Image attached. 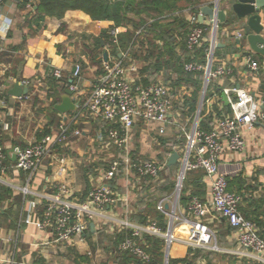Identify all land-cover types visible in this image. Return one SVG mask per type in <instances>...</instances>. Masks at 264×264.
<instances>
[{"label": "built area", "instance_id": "1", "mask_svg": "<svg viewBox=\"0 0 264 264\" xmlns=\"http://www.w3.org/2000/svg\"><path fill=\"white\" fill-rule=\"evenodd\" d=\"M8 2L12 5L15 1L0 0V17L4 15ZM260 16L264 25V9ZM195 22L193 19L186 38L191 59L184 61L183 69L190 74L189 79L200 78L203 84L199 106L184 118L195 85L179 80L180 75L175 72L167 78L165 68L159 70L155 81L144 84L148 75L142 74L132 49L138 43V37L127 51H119L120 57L113 56V52L108 53L107 58L103 55L99 74L86 96L79 97V110L74 118L86 117L101 125L92 148L104 156L100 158L104 164L91 170V186L82 201L73 202L71 189L63 182L54 185L56 194L50 197L36 194L30 187L33 178L45 167V161L68 145L72 131L80 135V130H72L68 122H62L58 132L45 134L26 145L15 146L13 153L7 152L0 138V183H6L3 176L9 172H24L26 183L20 189L31 198V207L41 210L36 218H28L27 223L50 230L55 242H70L85 232L91 221L106 207L117 204L115 183L119 178L125 179L127 188H136L138 183L146 184L148 179L160 181L173 152L160 161L147 157L139 146L141 135L154 131L158 147L163 146L161 138L171 134L168 139L174 140L172 148L180 154L175 188L172 193L160 196L156 205V209L164 215L165 226L157 219L137 224L113 219V230L123 236L116 245V252L133 255L144 264H150L153 254L149 251L147 237H154L163 242L164 264H171L173 260L176 261L174 264H207L201 255L194 261L196 250L212 254L237 253L221 245L218 232L211 225L213 218L222 217L232 227L238 248L251 254L249 263L264 264V237L255 223L241 212L243 195L230 190L228 175L221 170V160L226 152L242 153L246 150L245 131L264 123V101H259L244 87L221 88L230 103V112L221 115L212 128L203 126L202 110L205 111L219 99L216 92L208 96L212 83L217 79L226 80L234 74V68L230 62L219 63L217 60L222 35L219 20L213 18L209 22ZM125 31L126 27H112L108 34L118 45L120 34ZM141 32L142 29L138 30L137 35ZM244 35L240 32L236 37L241 39ZM203 47L204 56H199L198 51ZM246 64L253 71L262 67L260 61L250 54ZM82 72L83 65L77 62L73 73L76 82L70 86L71 91L80 89ZM53 75L60 79L62 69L56 68ZM18 82L29 88V93L16 97L18 99H32L43 92L42 88H47L41 78L23 77ZM231 93H235L236 97L232 98ZM5 95V84L0 83V109L8 104ZM13 154L17 159L11 162L9 157ZM59 159L62 163L66 162L65 157ZM198 170L205 172L208 195L206 198L189 196L184 204L185 181L191 172ZM175 245H181L185 250L176 252Z\"/></svg>", "mask_w": 264, "mask_h": 264}, {"label": "crops", "instance_id": "2", "mask_svg": "<svg viewBox=\"0 0 264 264\" xmlns=\"http://www.w3.org/2000/svg\"><path fill=\"white\" fill-rule=\"evenodd\" d=\"M196 1L199 3L193 5L192 2ZM221 1H224L221 3V6H224L226 0ZM188 2V6L178 7L177 1H174L177 9L175 14L183 12L186 20L192 22L195 19L201 23L197 18L200 8L205 5L212 6L215 0H188ZM17 3L14 2L11 5L8 2L4 15L0 17V83L5 84V96L8 102L6 107L0 109V138L7 152L13 153L15 146L29 144L45 135L43 133L46 132L44 129L46 126L52 129V133L58 132L59 129L54 128L52 122L51 108L58 111L56 106L63 101L64 96L67 95L66 91L70 90V86L76 82L73 76L75 65L81 62L83 72L79 81L80 89L77 92L70 90L71 100L76 109L67 113L58 111L57 116L62 122H68L72 130H80L81 134L77 135L72 131L68 145L45 161V167L39 170L30 185L36 194L50 197L56 194L54 188L56 183H66L73 194L72 201L79 202L86 198L90 189L91 170L104 164V161L100 160L104 156L94 152L92 148L101 125L86 117L80 116L77 120L74 118L79 110V97H85L89 92L102 65V61L98 60L103 54L102 49L98 47L97 56L93 57V53L86 45L96 46L95 39L100 37L105 25L101 21L92 20L80 9L68 10L62 18L46 17L42 21H37V10L33 5L23 8ZM35 3L37 0H34ZM209 21L208 17L203 22ZM243 24L244 21L237 18L232 11H228L227 22L221 23L220 44L222 47L217 50V60L219 63L233 64L234 74L226 80L217 79L212 83L208 96L216 92L219 99L217 103L205 108L203 114L205 128H212L221 115L230 112V103L225 94L220 91L221 88L244 87L255 94L259 101L264 100V56L251 50L246 35L240 39L241 42L237 41L236 35L240 32L245 34ZM62 25L64 29L61 31ZM126 28L135 30L132 24ZM137 31L136 37L141 36L137 35ZM177 38L180 41L178 35ZM140 39H137L138 43L132 48L133 52L141 48L139 47ZM145 42L146 45L142 47L144 51L150 46L149 42ZM155 42L163 44L161 40H155ZM130 47L131 43L125 47H119L116 56L120 57V53L127 51ZM104 50V54L113 52L110 47ZM178 51L180 53V48ZM248 52L250 56L260 61L262 67L259 71H253L246 66ZM140 67L142 71L141 63ZM56 68L62 69L63 75L60 79H56L53 75ZM145 73L148 75L150 71H142L143 75ZM23 77L41 78L47 88H42L43 92L32 99H18L10 95L9 89ZM147 78L150 80L152 77ZM199 79H188L189 83L195 85V92L191 97L197 94V101L193 104H190L191 101L188 103L187 114L183 115V118L193 113L199 106L200 95L198 94L203 84V81L196 83ZM230 96L234 98L236 94L231 93ZM215 105L218 107L217 110ZM216 111L220 113L217 114ZM171 136L168 134L164 138ZM245 137L246 150L242 153L226 152L221 160V170L228 175L230 190L243 195L241 212L244 215H251L259 233L264 237V123H258L253 130L245 131ZM152 141L155 143L154 140ZM156 147L159 152L155 155L154 150H149L152 154L150 158L164 161V146ZM12 156L9 157L11 162H13ZM61 157L66 158L65 163L60 161ZM63 166L66 168L63 169ZM204 175L203 170L193 171L188 181L189 186L195 188L194 182L202 181L205 188L204 198H206L208 188ZM163 177L160 181L148 179L146 184L138 183L136 188H127L124 185L125 179L119 178L115 183L118 194L117 204L106 207L101 215L91 221L95 224L94 229L90 224L85 232L75 236L70 242L61 243L54 241V234L50 230L41 229L32 222H26L28 218L31 220L36 218L41 210L31 207L29 202L31 198L20 189L25 186L26 174L24 172L7 173L3 176L6 183L0 184L12 189V194L0 199V264H120L119 254L114 246L118 234L113 230V219L128 220L136 224L148 219H157L155 215L159 212L156 209L159 197L155 199V194H157L156 188L162 185ZM141 217L144 218L142 222ZM211 225L216 228L218 237L226 231L225 228L229 227L227 220L222 217L213 218ZM230 231L224 236V243L221 245L238 253L229 254L237 258V264H248L252 258L251 254L238 248L233 229ZM184 250L181 245L174 246L176 252ZM162 252L164 253L163 242Z\"/></svg>", "mask_w": 264, "mask_h": 264}, {"label": "trees", "instance_id": "3", "mask_svg": "<svg viewBox=\"0 0 264 264\" xmlns=\"http://www.w3.org/2000/svg\"><path fill=\"white\" fill-rule=\"evenodd\" d=\"M198 3L199 1L192 2L193 5ZM17 4L19 7L23 8H25L27 5H33L35 8L37 7V21H42L46 17L62 18L68 10L80 9L86 12L92 20L103 22L105 26L100 37L95 39L96 46L92 47L86 45L88 49L92 48L91 51L93 52V57L97 56L98 47L102 49L101 51L103 54L101 53L102 55H100L98 59L100 62L102 59H104V48L111 47V49H113V53L117 55V49H119V47H125L130 43L132 44L136 37V31L138 29H142L141 36H139L140 38L142 37L139 46L141 48H139L140 50L138 48L134 50V56L137 57L139 63L142 64V71H150L148 76H151L152 78L150 80H148V78L145 79V84L155 81L157 78V73L161 68H165L168 71L167 78L170 77L171 72H175L176 74L180 75L179 80L188 81V77H191L190 74H186L184 72L183 64L184 61L191 59V54L187 50L186 46V38L193 24L191 21L186 20L183 12L175 14L177 9L174 0H37V3L35 4L34 0H22L21 3ZM148 18L151 19V22L147 21ZM129 24H132L136 28L135 31L127 29V31L121 33L120 42L118 45H115L112 38L108 34L109 29L112 27H129ZM195 24H198V22H195ZM149 28H151L150 30L154 34L155 38H157L156 40H161L163 44H156L155 40L144 38L147 37V34H149ZM63 29L64 25L61 26L60 30L62 31ZM177 35L180 37V41H178ZM145 41L149 42L150 46L144 51L142 47L146 45ZM178 48H180L181 54L179 53ZM198 52L199 56H204L205 47L200 49ZM143 61H145L147 64L145 65ZM196 81V83L199 84V82L202 80L199 79ZM190 101V104L195 103L197 101V94H194ZM217 108L218 107L215 105L216 110ZM227 110L229 111V107ZM51 111L53 113L52 122L54 123V128L59 129V125L62 121L61 118L57 117L58 111H56L54 108H51ZM216 112H218L217 114L220 113V111ZM202 124L205 126V121H203ZM44 129L46 132L43 134H46L47 132L52 133V129L49 126H46ZM43 134H41V136ZM161 139L164 146L163 153L164 156H166V153H171L174 151L172 145L175 143L173 139ZM177 166H179V163L170 167L166 166L161 174V178L168 170L176 168ZM190 176L191 173L189 174L185 183L188 182ZM194 184L197 190L195 187H190L188 185L184 186L183 200L185 202L188 200L189 196L197 195L201 198L205 197L204 183L200 180H197L194 182ZM174 186L175 184L172 182L171 184H165L163 186L160 185L156 188L157 194H155V197L159 195L163 196V193L161 192H163L165 189H168L170 191L168 192L171 193L174 190ZM11 194L12 189L0 184V199L5 198L6 196L9 197ZM245 215L247 218L251 219L250 214ZM155 216L160 220L161 225L165 226L164 215L158 212V214ZM143 220L144 218L141 217L140 221L142 222ZM225 230L226 231H223L221 236L219 235L221 243H224V236L227 234V232H231L230 230H232V227L229 225V227L227 229L225 228ZM122 237V235H116L117 241L114 246L117 245L118 241ZM147 239L149 251L153 254V260L150 264H163L164 253L162 252V241L153 237H147ZM196 252L197 253L194 261L198 258V256L201 255L203 258H208L207 264H212V259L210 258V254L212 253L201 250H196ZM227 255L228 254H225L224 256ZM119 258L120 264H144L137 257L130 254H119ZM233 258L237 260L235 256ZM174 262L176 261L173 260L171 264H174ZM234 264H237V261Z\"/></svg>", "mask_w": 264, "mask_h": 264}, {"label": "water", "instance_id": "4", "mask_svg": "<svg viewBox=\"0 0 264 264\" xmlns=\"http://www.w3.org/2000/svg\"><path fill=\"white\" fill-rule=\"evenodd\" d=\"M13 1L18 3L22 2V0ZM223 2L221 0H215L212 6H202L200 12L197 14L199 22L203 23L209 17L210 19L217 18L219 22L224 23L228 20V11H232L237 18L244 21L243 31L245 32L251 50L264 56V25L261 22L260 16V12L264 9V0H226V4L224 3V6H221ZM237 41L241 42L240 39ZM219 47H222V44H219ZM104 56L107 58V53ZM8 93L14 97H20L23 94H28L29 88L23 87L20 82H17L9 89ZM66 93L67 95L64 96L63 101L56 106L57 110L61 113L71 112L76 109L75 104L71 100L72 92L67 90ZM16 159V155L13 154L12 160L15 161ZM179 159V152L174 151L168 159V166L176 165ZM94 226L95 224L91 223L93 229Z\"/></svg>", "mask_w": 264, "mask_h": 264}, {"label": "rangeland", "instance_id": "5", "mask_svg": "<svg viewBox=\"0 0 264 264\" xmlns=\"http://www.w3.org/2000/svg\"><path fill=\"white\" fill-rule=\"evenodd\" d=\"M174 1H177V6L178 7H185L189 3L188 0H174ZM147 21L151 22V19L148 18ZM150 29L151 28H149V30H148L149 34H147V37H144V38L149 39V40H156L157 38H155L154 34L152 33V31ZM137 39H140V37H138ZM141 39H142V37H141ZM91 49L92 48L89 49L90 52H92ZM198 95H200L199 96V101H200L201 92ZM203 112L204 111L202 110V113ZM155 137H156V134L153 131V132H151V134L145 133L144 135H141V139H139L140 149L149 158L152 156V154H150L151 151H149V150H154V154L155 155L159 152L158 148L156 147L157 145L155 143H153V141H152V140H154ZM179 166H180V164H179ZM179 166H177L176 168L170 169V170H168L166 172V174L164 175V180H163L161 186H163L165 184H171V182L174 183V184L177 182V177H178V173H179L178 171H179V168H180ZM187 185L189 186V181L187 183H185V186H187ZM174 188H175V186H174ZM168 191H169L168 189H165L161 193H163V195L164 194H168L170 192V191L169 192ZM159 196L155 197V199L158 198ZM151 203H155V202H151ZM224 255L225 254H223V253L210 254V258L212 259V263L216 262V264H234L237 261L236 259L233 258L234 256H230V255L228 256L227 255L228 256L227 257V256H224ZM204 259L208 262V258H204Z\"/></svg>", "mask_w": 264, "mask_h": 264}]
</instances>
